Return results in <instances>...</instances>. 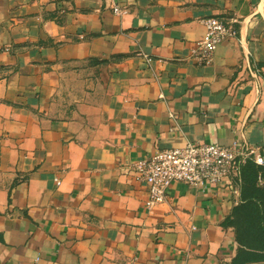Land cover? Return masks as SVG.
Segmentation results:
<instances>
[{
	"label": "crops",
	"instance_id": "1",
	"mask_svg": "<svg viewBox=\"0 0 264 264\" xmlns=\"http://www.w3.org/2000/svg\"><path fill=\"white\" fill-rule=\"evenodd\" d=\"M209 16L238 31L201 64ZM187 142L264 162V0H0V264L230 259L240 181L148 208L127 169Z\"/></svg>",
	"mask_w": 264,
	"mask_h": 264
},
{
	"label": "built area",
	"instance_id": "2",
	"mask_svg": "<svg viewBox=\"0 0 264 264\" xmlns=\"http://www.w3.org/2000/svg\"><path fill=\"white\" fill-rule=\"evenodd\" d=\"M116 13L124 12L114 7ZM205 32L195 42L191 55L201 64H209L217 45L237 35L234 20L225 21L217 16L202 20ZM247 159L263 164L252 149H240L237 142L226 146L215 142H187L182 147L162 149L150 156L139 158L127 169L136 181L146 187V205L151 208L167 199L168 189L173 183L205 188L211 184H231L240 180V168ZM57 185L58 177L54 178Z\"/></svg>",
	"mask_w": 264,
	"mask_h": 264
},
{
	"label": "trees",
	"instance_id": "3",
	"mask_svg": "<svg viewBox=\"0 0 264 264\" xmlns=\"http://www.w3.org/2000/svg\"><path fill=\"white\" fill-rule=\"evenodd\" d=\"M263 180V184L259 182ZM240 201L226 223L236 228L240 245L233 258L238 264L264 261V164L247 159L240 168Z\"/></svg>",
	"mask_w": 264,
	"mask_h": 264
},
{
	"label": "rangeland",
	"instance_id": "4",
	"mask_svg": "<svg viewBox=\"0 0 264 264\" xmlns=\"http://www.w3.org/2000/svg\"><path fill=\"white\" fill-rule=\"evenodd\" d=\"M259 184H263V180L261 179V181L259 182ZM231 213V212H230ZM230 227L233 228V232H234V240H235V233H236V228L232 225H230ZM235 243H236V247H235V251H234V254L233 256L230 257V259L226 260V261H222L218 264H238L239 262H235L233 260V258L237 255L238 253V250L240 248V245L237 243V241L235 240ZM247 264H264V261H260V262H255V263H247Z\"/></svg>",
	"mask_w": 264,
	"mask_h": 264
}]
</instances>
